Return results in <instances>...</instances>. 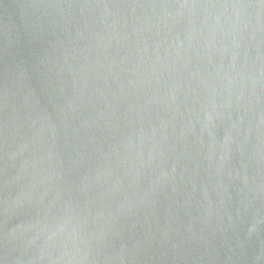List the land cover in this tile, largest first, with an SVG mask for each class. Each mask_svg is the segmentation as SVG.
Instances as JSON below:
<instances>
[{
	"label": "water",
	"instance_id": "1",
	"mask_svg": "<svg viewBox=\"0 0 264 264\" xmlns=\"http://www.w3.org/2000/svg\"><path fill=\"white\" fill-rule=\"evenodd\" d=\"M0 264H264V0H0Z\"/></svg>",
	"mask_w": 264,
	"mask_h": 264
}]
</instances>
